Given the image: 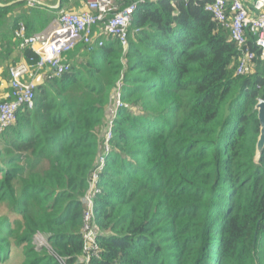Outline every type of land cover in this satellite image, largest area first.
Segmentation results:
<instances>
[{
    "label": "trees",
    "instance_id": "trees-1",
    "mask_svg": "<svg viewBox=\"0 0 264 264\" xmlns=\"http://www.w3.org/2000/svg\"><path fill=\"white\" fill-rule=\"evenodd\" d=\"M205 5L138 3L126 50L79 45L67 73L37 86L0 134V264H77L80 200L117 90L126 107L98 177L90 264H264V61L247 34L256 58L236 75L235 43Z\"/></svg>",
    "mask_w": 264,
    "mask_h": 264
},
{
    "label": "built area",
    "instance_id": "built-area-1",
    "mask_svg": "<svg viewBox=\"0 0 264 264\" xmlns=\"http://www.w3.org/2000/svg\"><path fill=\"white\" fill-rule=\"evenodd\" d=\"M28 7L41 6V0H23ZM152 1V0H150ZM206 2L204 12L230 36L235 43L238 61L236 75H243L252 69L256 55L248 45V35H253L254 46L260 60L264 61V0H200ZM139 4L145 3L140 0ZM138 3L119 10L114 0H86L85 7L78 11L60 10L53 21L39 33L29 34L27 26L19 22L13 31L20 51L31 50L34 57L29 62H19L8 68L10 92L7 100L0 102V134L16 120L19 110L34 106L37 77L44 73V79L58 78L67 73L70 63L66 53L78 45L88 49L101 47L106 39L118 40L124 50L127 48L129 27ZM249 3V5H246ZM119 90L114 93L109 107L107 124L102 134V144L96 157V165L88 179V188L81 198L84 210L81 229L82 252L77 264H90L97 258L100 247L97 241V225L94 221L95 197L99 194V174L106 165V156L111 150L113 115L117 108H124ZM42 239V238H41ZM43 240V239H42ZM60 264H65L59 260Z\"/></svg>",
    "mask_w": 264,
    "mask_h": 264
},
{
    "label": "crops",
    "instance_id": "crops-1",
    "mask_svg": "<svg viewBox=\"0 0 264 264\" xmlns=\"http://www.w3.org/2000/svg\"><path fill=\"white\" fill-rule=\"evenodd\" d=\"M85 1L41 0V6L31 8L20 0H0V8L9 7L5 17L0 18V102L7 100L10 92L8 68L15 63L25 62L24 52L18 49L17 41L13 39L17 23L26 24L29 34L39 33L45 30L60 10H81L85 7ZM45 73L36 78L40 85L46 82Z\"/></svg>",
    "mask_w": 264,
    "mask_h": 264
},
{
    "label": "water",
    "instance_id": "water-1",
    "mask_svg": "<svg viewBox=\"0 0 264 264\" xmlns=\"http://www.w3.org/2000/svg\"><path fill=\"white\" fill-rule=\"evenodd\" d=\"M20 1L25 2L23 0ZM255 108L260 122V138L257 143V154L261 155L264 149V99H260Z\"/></svg>",
    "mask_w": 264,
    "mask_h": 264
},
{
    "label": "rangeland",
    "instance_id": "rangeland-1",
    "mask_svg": "<svg viewBox=\"0 0 264 264\" xmlns=\"http://www.w3.org/2000/svg\"><path fill=\"white\" fill-rule=\"evenodd\" d=\"M37 7H39V6H37ZM37 7H36V8H37ZM1 210H2V209H1ZM34 242L36 243V245H37L38 247H40V246H42V245H45V242H43V240L41 239L40 236H37Z\"/></svg>",
    "mask_w": 264,
    "mask_h": 264
}]
</instances>
